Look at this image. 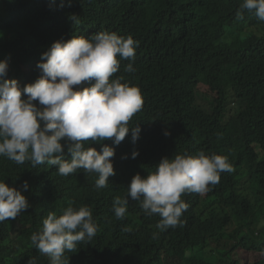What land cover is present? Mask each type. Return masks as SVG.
<instances>
[{
  "label": "trees",
  "instance_id": "1",
  "mask_svg": "<svg viewBox=\"0 0 264 264\" xmlns=\"http://www.w3.org/2000/svg\"><path fill=\"white\" fill-rule=\"evenodd\" d=\"M83 1L0 0V61H9L6 79L23 88L41 76L37 65L46 51V35L66 31L62 12L80 14ZM242 2L114 0L84 11L83 22L102 26L96 30L139 39L136 71L126 73L129 61L124 60L114 77L123 76L122 83L141 91L142 109L129 121L130 127H141L140 138L132 143L130 130L118 146L105 141L115 148L116 174L100 189L96 173L79 169L61 176L46 164L33 168L29 161L11 164L0 156V181L22 191L27 182L24 195L34 207L0 223V264H28L30 259L49 264L31 243V235L40 231L34 228L42 210L51 206L41 203L43 187L46 197H55L52 206L74 198L75 204L91 205L97 216L91 243L65 253L69 264H264V21L247 11L237 19ZM201 84L216 98L201 95ZM232 104L235 108H228ZM156 133L159 142L153 139ZM133 151L139 152L135 159ZM200 151L226 156L234 170L221 173L203 194H182L188 204L182 225L160 232L159 215L144 218L131 198L125 218L115 217L113 202L126 198L137 173L147 176L164 157ZM65 158H70L66 149ZM125 227L131 231H122ZM154 232L159 233L155 239Z\"/></svg>",
  "mask_w": 264,
  "mask_h": 264
},
{
  "label": "clouds",
  "instance_id": "2",
  "mask_svg": "<svg viewBox=\"0 0 264 264\" xmlns=\"http://www.w3.org/2000/svg\"><path fill=\"white\" fill-rule=\"evenodd\" d=\"M104 2L114 0H84L80 2L83 10L76 16L62 12L68 29L46 35V51L37 65L42 74L34 83L22 88L17 80L6 79L9 61H0V156L10 159L8 163L29 161L33 168L46 164L61 176L83 169L85 175L98 174L97 189L106 188L116 173L112 159L115 148L105 141L118 146L130 130L131 142L139 140L141 127H130L129 121L142 109L141 91L122 83L123 76L114 77L124 60L129 61L124 67L126 73L136 71L139 39L132 34L124 37L96 30L102 26L83 22L85 10ZM246 11L264 21V0H243L237 19H243ZM87 30L95 31L85 35ZM84 83L90 86L78 87ZM152 136L160 141L158 133ZM93 144H100V150ZM65 149L70 158H65ZM138 155L133 151L132 158ZM233 170L226 156H209L203 151L164 157L155 171L147 176L137 173L132 178L126 198H116L112 210L117 219L123 220L131 198L139 202L144 218L159 215L156 228L163 232L182 225L181 217L188 208L182 194H203L209 185L220 181L221 173ZM28 187L25 182L22 191L0 181V223L15 220L30 207L34 209L24 195ZM44 192L43 187L41 203L51 206L42 210L34 228L40 231L31 235V243L49 258V264H69L65 253L76 252L81 243H91L99 228L97 216L91 205L75 204L74 198L61 199V204L52 206L55 197H46ZM158 234L154 232L153 238ZM28 264H35V260L30 259Z\"/></svg>",
  "mask_w": 264,
  "mask_h": 264
},
{
  "label": "rangeland",
  "instance_id": "3",
  "mask_svg": "<svg viewBox=\"0 0 264 264\" xmlns=\"http://www.w3.org/2000/svg\"><path fill=\"white\" fill-rule=\"evenodd\" d=\"M199 92H200V94L203 95V96L216 98V96L213 94V92H211V90H209V88L206 87V86H204V85H200V87H199ZM228 108H230V109H234V108H235V105H234V104L229 105ZM229 116H230V115H229Z\"/></svg>",
  "mask_w": 264,
  "mask_h": 264
}]
</instances>
